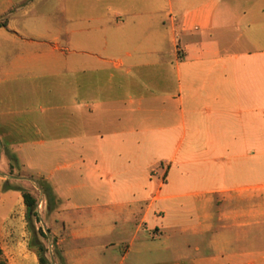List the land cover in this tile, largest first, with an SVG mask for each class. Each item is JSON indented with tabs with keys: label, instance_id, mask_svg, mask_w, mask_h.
<instances>
[{
	"label": "crops",
	"instance_id": "1",
	"mask_svg": "<svg viewBox=\"0 0 264 264\" xmlns=\"http://www.w3.org/2000/svg\"><path fill=\"white\" fill-rule=\"evenodd\" d=\"M95 2V12L77 22L64 12L62 23L0 4V264H40L24 233L23 182L49 181L60 167L48 160L28 178L18 171L15 135L30 125H77V137L50 144L77 148L79 183L69 189L110 195L92 207L102 214L134 210L127 195L151 184L144 221L155 203L195 216L184 231L206 238L210 254L196 247L165 264H264V0ZM158 165L162 178L152 182ZM43 204L37 225L71 264L66 226H79L73 241L86 229Z\"/></svg>",
	"mask_w": 264,
	"mask_h": 264
},
{
	"label": "rangeland",
	"instance_id": "2",
	"mask_svg": "<svg viewBox=\"0 0 264 264\" xmlns=\"http://www.w3.org/2000/svg\"><path fill=\"white\" fill-rule=\"evenodd\" d=\"M2 1L4 0H0V4ZM13 1L14 5L11 12H25L30 16H53L55 23H62L64 12L69 13L72 22H77L81 14L85 12L92 13L98 9L95 0ZM38 106L35 103L32 108ZM36 127L30 125V128L26 129V126H23L21 134L15 135L16 139H14L23 144L22 149L19 151L23 159V166L15 165L12 162L13 157L7 147H4L3 153L8 161L17 167L18 171L22 170L21 172L27 176L26 178L32 175L30 173L33 171L31 167H36L41 161H45L43 164L46 165L49 163L47 161L50 160L53 161L50 162L52 166L55 164L60 167L59 171L55 172L49 181L46 178L31 176L29 179H24L23 182L22 192H32L36 201V216L27 220L24 215V233L32 237V242L33 239L37 238L36 233H40L39 238L43 240L41 247L45 252V264H64V262L55 247L52 249L51 254L53 255L51 257L46 254L49 245L48 237L37 225L41 221V213L44 212V204L41 207L42 200L47 202L50 209L59 206L66 218L72 219L75 223L80 221L83 223L80 227L86 229L85 237L73 241L69 237V231L79 226H66L67 237L63 248L68 251L67 258L71 264H119L122 256L127 251L128 255L122 261V264H165L174 260V256L179 253L193 255L196 247L204 255L210 254L206 238L195 236L191 231H184L182 224L194 219L193 214H180L171 210V207L165 208L162 204L155 203L149 210L147 219L143 220L144 214L147 212L148 202L155 194L151 184L145 185L146 190L142 193L136 191L131 195H127L130 199L136 200L134 210L120 208L102 214L99 210L93 209V206H103V204L110 201V195L95 193L89 188L83 189L82 193L75 189H69V186L79 183L78 165L73 161L74 157H77V148L72 146L62 147V143L54 147L50 144V140L54 138L62 139L64 134L65 137H77V125H72L70 132L63 131L61 128L50 130L46 125H40L38 130ZM39 141H42V144H35ZM35 156H37L36 160L30 161V158ZM50 156L55 158L50 159ZM64 164L67 165L66 168H62ZM151 172H153L150 176L152 182L162 178L163 169L161 165L151 169ZM63 176H69L70 179L65 180ZM142 182L143 184L144 182L147 183V178L142 179ZM51 183H56L55 191ZM6 186L11 187L9 184H6ZM31 186L36 187L38 192H34ZM44 187H47L50 197L45 196L42 192ZM74 206H80L81 209L75 210ZM160 210L165 212L164 219L158 216ZM52 218V215L47 217L46 224H51ZM154 225L159 227L157 231L154 229ZM55 227L61 228L58 222Z\"/></svg>",
	"mask_w": 264,
	"mask_h": 264
},
{
	"label": "trees",
	"instance_id": "3",
	"mask_svg": "<svg viewBox=\"0 0 264 264\" xmlns=\"http://www.w3.org/2000/svg\"><path fill=\"white\" fill-rule=\"evenodd\" d=\"M4 26H5V22H1L0 23V27H4ZM42 192L44 193L45 196L50 197V195H49V193L47 191V187H44ZM22 198H23L24 206L26 208V219L29 220L31 217H35L36 216V214H35V212H36V201L34 200L33 197L30 196L29 193H26V192H22ZM34 245L38 249L40 264H45L46 261L43 258V255H41V253L44 252L43 248L40 246V244H35L34 243Z\"/></svg>",
	"mask_w": 264,
	"mask_h": 264
},
{
	"label": "flooded vegetation",
	"instance_id": "4",
	"mask_svg": "<svg viewBox=\"0 0 264 264\" xmlns=\"http://www.w3.org/2000/svg\"><path fill=\"white\" fill-rule=\"evenodd\" d=\"M37 230H38V228H37ZM36 235L37 236H40V233H36ZM37 239H35V241H34V243L35 244H40V246H41V243L39 242V241H37ZM43 248V247H42ZM52 249H53V246H52V244L51 243H49V245H48V247H47V252H46V254H48V256L49 257H51L53 254H51L52 253ZM44 250V249H43ZM43 258L45 259V252L43 253ZM46 258H47V256H46ZM46 260V259H45Z\"/></svg>",
	"mask_w": 264,
	"mask_h": 264
}]
</instances>
